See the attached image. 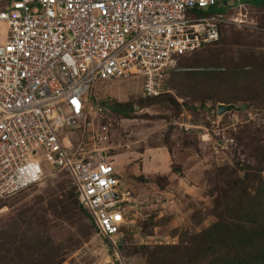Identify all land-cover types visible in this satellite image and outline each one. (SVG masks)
Returning <instances> with one entry per match:
<instances>
[{
    "label": "rangeland",
    "instance_id": "1",
    "mask_svg": "<svg viewBox=\"0 0 264 264\" xmlns=\"http://www.w3.org/2000/svg\"><path fill=\"white\" fill-rule=\"evenodd\" d=\"M258 1L219 3L209 10L229 19L219 27L218 41L182 58L183 66L165 83L160 97L143 98L139 78L97 84L89 109L99 107L101 112L65 134L74 152L101 149L113 162L119 191L129 193L124 196L129 199L124 203L128 224L122 236L110 242L99 235L93 220L77 205L68 174L46 170L40 183L0 201L2 264H114L119 259L128 264H189L192 257L199 258L197 236L215 222L214 203L224 200L222 191L228 195V179L233 177L237 183L233 188L240 193L253 194L264 187L258 154L264 145V103L247 101L248 92L237 79L211 80L216 82L214 89L210 85L197 90L182 88L180 81L208 61L212 65L207 66L217 70L212 52L221 49L217 43L222 39L229 44L224 49H229L227 56L235 66L254 67L255 60H264V0L261 8L255 5ZM6 5L7 0H0V10ZM238 53L254 61L241 59ZM226 94L238 98L230 104L239 110L217 116L216 107L223 104L217 97ZM167 95L178 106H172ZM114 105L126 108L117 114L110 109ZM153 153L160 156L156 169L148 167ZM187 160L192 166L183 171L189 180L204 176L199 190H189L187 182L180 181L185 175L177 174ZM164 174L174 179L168 181ZM21 239L29 242L25 249H20Z\"/></svg>",
    "mask_w": 264,
    "mask_h": 264
},
{
    "label": "built area",
    "instance_id": "2",
    "mask_svg": "<svg viewBox=\"0 0 264 264\" xmlns=\"http://www.w3.org/2000/svg\"><path fill=\"white\" fill-rule=\"evenodd\" d=\"M231 1L239 2L7 0L0 10V201L40 183L46 170L65 171L98 234L120 238L129 193L119 191L113 162L101 149L74 152L65 134L101 112L89 109L97 84L139 78L143 98L160 96L179 59L216 43L229 21L196 11Z\"/></svg>",
    "mask_w": 264,
    "mask_h": 264
},
{
    "label": "trees",
    "instance_id": "3",
    "mask_svg": "<svg viewBox=\"0 0 264 264\" xmlns=\"http://www.w3.org/2000/svg\"><path fill=\"white\" fill-rule=\"evenodd\" d=\"M223 3L225 2H222V4ZM262 3L263 0H259L255 3V5H257V8H261L263 6ZM227 4L228 3H226V5ZM216 6L196 12L202 16L213 15L209 13V10L214 9ZM217 44L221 45V49L218 48L212 52L213 55H215V57L218 59L213 60L215 62L214 64L217 66V70H215L212 66H207L212 65L207 60L208 64L205 66L193 67V69L196 68L201 70L186 72L187 78L180 81V86L182 88H185L186 86L187 90H197L202 86H207V88H209V86L212 85L210 87L214 89L216 82L211 83V80L216 81L222 77L230 78L229 81H234L237 79L243 82L242 85L245 86L244 89L248 92L247 101L254 104L260 103L263 105L264 60H255V68L244 63H242V65L238 64V66H235L233 63H231L233 62L232 58L230 59V62V56H227L230 53L229 49H224L225 46L229 44L224 42L223 39ZM238 55H240L239 57L241 59L246 58L247 60L254 61L246 54L242 55L238 53L237 56ZM182 58L179 59L176 68L169 73L168 77L164 81L163 87L169 78L177 73L178 70L183 66L180 63ZM226 63L227 66H223V64ZM220 65L222 66L219 67ZM258 75L261 79L260 82H258L259 80H256ZM193 77H200L201 79H196ZM186 83L189 85H186ZM214 94L219 93L215 92ZM165 97H168V102H170L172 106H178V103L175 101L173 96L167 95ZM236 101H238V98L230 96V94H226L224 96L219 95L217 97V103L230 104ZM124 108L126 107L121 105H114L110 107V109L117 114L123 113L122 109ZM262 148L258 149V151H260L258 154H260V157H262L263 160L260 161L259 164L264 165V145ZM223 169V171L227 170L225 167ZM257 171L260 175L262 169L258 168ZM229 172H231V170ZM228 185L230 187L227 191L229 196L224 195L226 194V191H222L224 194L221 197L224 198V200H221V198L219 200H215L213 210L215 222L208 229H205L197 236L198 240L195 239L198 241L197 244H195V248H199L197 250V256L199 258L196 256L192 257L189 264H264V187H259L253 194H250V192L247 190H242L240 193L238 189L233 188V185H237L236 181L233 180V177L228 179ZM77 205L84 215L89 218L88 214L84 209H82L78 201ZM90 222L94 230H96V226L91 220ZM22 235L25 236V234ZM19 242L21 243L20 249H25L24 244L29 243L24 239H21ZM205 257H209L208 260H205ZM0 264H2L1 259ZM3 264L6 263L4 262Z\"/></svg>",
    "mask_w": 264,
    "mask_h": 264
},
{
    "label": "crops",
    "instance_id": "4",
    "mask_svg": "<svg viewBox=\"0 0 264 264\" xmlns=\"http://www.w3.org/2000/svg\"><path fill=\"white\" fill-rule=\"evenodd\" d=\"M151 160H149V166L148 167H158L159 168V166L160 165H158V163H159V155H157L156 153H153V154H151ZM162 156L166 159L167 157L165 156V155H163L162 154ZM192 158V157H191ZM193 159V158H192ZM189 161L190 160H187V162L186 163H184V165L182 166V170L179 172V173H177V174H179L178 176H180V173L181 174H184L185 176L184 177H181V179H180V181H181V183L183 184H185L186 185V182H187V188L189 189V190H199L200 189V186H202L201 184L203 183V181H204V176H203V178H202V176L200 177V178H197V179H195V178H193V177H191V180H189L188 179V177H187V174H185V172L183 171V167H187L188 169H190L191 168V164L189 163ZM187 164H189V165H187ZM156 167H155V169H156ZM188 169L186 170V171H188ZM161 173H165V172H160V174ZM164 177H166L167 178V180L168 181H171V177L170 176H168L167 174H164ZM177 178V177H176ZM170 179V180H169ZM174 179V178H173ZM172 179V180H173ZM189 181V182H188Z\"/></svg>",
    "mask_w": 264,
    "mask_h": 264
},
{
    "label": "water",
    "instance_id": "5",
    "mask_svg": "<svg viewBox=\"0 0 264 264\" xmlns=\"http://www.w3.org/2000/svg\"><path fill=\"white\" fill-rule=\"evenodd\" d=\"M224 5L226 3H223ZM232 110H239L235 105L233 104H229V105H225V104H218L216 107V114L217 116H221L223 113L225 112H230Z\"/></svg>",
    "mask_w": 264,
    "mask_h": 264
}]
</instances>
